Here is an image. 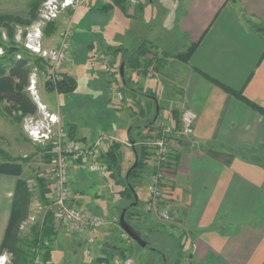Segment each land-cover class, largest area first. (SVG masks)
Here are the masks:
<instances>
[{"label":"crops","instance_id":"crops-1","mask_svg":"<svg viewBox=\"0 0 264 264\" xmlns=\"http://www.w3.org/2000/svg\"><path fill=\"white\" fill-rule=\"evenodd\" d=\"M99 1L86 0L69 14L71 34L74 32V41L73 36H70L69 44L73 59L83 55L85 59L87 54L98 69L99 64L103 66L104 61L98 60V57L104 51L103 55L107 57L104 58L107 61L106 66L109 68L113 64L111 73L116 70L119 84L115 79L112 80L114 90L111 95L115 114L109 121H104L108 123L107 126L103 122V126H109L108 132L122 139L121 132L126 136L128 126L134 123V119L146 120L148 117V113L145 116L144 112L139 113V118H133L128 109L123 107L124 103L133 99V95L127 90L126 95L123 93L125 100H118L115 94L117 89L121 92L124 79H129L127 63L123 56L125 55V58L133 53L143 38L149 48L157 47V51L162 49V54H157L155 58L147 51L143 58L151 62L150 66L146 70L143 68H138L137 71L131 68L129 70L131 74L137 72L135 82H144L143 77H157L154 82L147 79L145 82L147 85H142L144 86L142 91H138L145 105L152 102L153 109L155 107L153 97L157 100L159 113L155 122L171 121L175 124L178 122L180 112L185 108L196 113L193 133L179 141L173 155V178L166 183L172 214V220L169 221V225L166 224L168 231L160 228L163 220L150 212L142 211L147 198L145 189L149 182L148 167L144 169L147 172L144 173V190L142 193L137 190V197L140 199L137 207L142 212L137 221L140 231L150 232L152 228H158L160 232L168 233L171 239L179 240L176 243L179 247L177 252H171L170 238H168L170 243L162 244L164 248L162 251L167 256L166 260L163 259L164 263L169 261V264H264V114L254 107L264 108V0H149V4H157L158 17L156 19L152 14L147 20L141 18L143 10L138 11L141 5L139 0L134 6L135 9L126 12L129 16L139 19L140 25L119 29L113 22L108 29L109 32L105 27L96 31L92 29L94 25L90 26L100 24L99 22L104 19L98 20L101 14L107 16V24L111 23L112 16L108 14L114 7L110 9L108 4L112 3L106 2L104 6L103 2L101 5ZM16 2L18 5V1ZM0 3V7L4 6L0 10L19 16L24 22L33 20L31 9L27 3L22 6V0L19 6L15 4L10 8H8L10 1L0 0ZM57 29L48 34L46 33L48 30L45 31L50 44L48 47L58 44ZM90 30L96 31L97 41L91 38L88 32ZM168 31L172 35L169 39L170 48L174 46L177 50H185L184 52L190 50L187 59L175 67L177 71L174 70V79H177V83L175 82L174 86L165 84L167 75L166 72L163 73V68L170 62L167 60L168 56L167 59L163 57L169 52L164 49L168 44V35L165 34ZM124 34H127L126 40L130 47L127 41L124 43L129 49L123 47L122 40L118 38ZM154 34L157 36L156 44L151 42ZM159 37H163L161 44ZM109 44L119 45L115 58L103 49L105 46L109 47ZM94 48L99 50L97 59H95L97 50L93 53ZM74 61L69 67L60 70L61 76L69 75L76 79L74 74L76 69L73 67L76 60ZM121 63L124 64L123 77L118 72ZM93 71L95 81H99L97 87L102 88L103 80L99 79L95 72L106 76L108 71L105 70L106 73L95 69ZM135 85L132 84L131 87L135 88ZM146 90L151 93H147ZM49 92L53 91L43 84L36 93L46 110L59 119L68 134L69 130H72L74 139L92 140L97 133L95 134L94 130L90 133L81 130L75 119L70 120L71 116H64L59 108L51 105L46 100ZM138 92H135L136 96ZM164 98L166 101L162 104L161 100ZM91 175L94 174L84 165L73 166V199L77 204L100 215L101 203H96L92 208L85 206L84 202L92 196L96 202H105L100 195L103 191L100 190V193L94 196L99 188L96 190ZM16 180L15 175L0 173V244L9 219ZM85 191H93L94 194L90 192L87 195ZM120 200L122 201V198L118 195V203ZM110 205L106 203L105 206L109 208ZM108 226L110 230L111 226ZM115 231L112 232L116 233L118 230ZM117 235L116 233L119 239ZM112 236L111 233L105 237L111 242L114 239ZM69 237L83 241L84 246V238L79 239L72 235ZM103 241L106 239L100 240L97 235L95 248L99 246L102 250L109 247L102 245ZM131 244L132 241L126 243ZM126 249L121 251L127 254ZM152 252L163 258L162 253ZM118 255L120 257V254ZM115 257L116 255L113 263L122 264L119 258L115 261L117 258ZM125 257L130 258L132 264H143L135 256V259L128 255Z\"/></svg>","mask_w":264,"mask_h":264},{"label":"rangeland","instance_id":"rangeland-1","mask_svg":"<svg viewBox=\"0 0 264 264\" xmlns=\"http://www.w3.org/2000/svg\"><path fill=\"white\" fill-rule=\"evenodd\" d=\"M7 1V0H6ZM10 1L8 8L12 5H20V0H8ZM37 0H22V6L26 5L31 7L33 4H35ZM53 1V0H52ZM62 1L63 0H57V2L50 3V0H41L38 7H37V12L35 14V18L33 20H30L28 22H24L23 20L20 19L19 16L9 14L6 10H0V63H5L4 60L7 59H13V60H25V66L28 67L29 69V76H28V84L25 87V90L30 97V99L34 102V104L37 105L41 103L40 98L37 97V89L40 88V86L49 85L50 87L51 84L48 83V81L45 80V75L46 72L51 68L50 67V62L48 58L42 56V53L40 51H35L32 50V48H28L26 46L27 43L31 41H36L40 45V49L42 50H50L51 48L58 47L60 43L63 41H66L68 43L69 40L71 39L70 36L72 37V41H74V32L73 35L71 34V26L69 21V14L72 13L78 6H81V4L85 3L86 0H73V4L69 3L67 6H62ZM99 1V0H98ZM137 2L139 0H136ZM149 0H140V7L138 11L143 10V16H141L142 19L147 20L154 14L156 16V19L158 17V7L157 4H149ZM102 5L106 6V2H111L112 5H108L109 8H113L112 12H108L109 16H112L111 23L107 24L106 21V15L101 14L99 16L98 20L103 19L100 24L95 25L91 24L90 26H93L92 29L98 30L99 28L102 29L105 27V29L108 31L109 27H111L112 23H116V27L119 29H125V28H134L140 25V20L135 19L134 17L129 16L128 14L124 13L122 8H120L119 5L114 4L113 0H101L99 1ZM1 4V3H0ZM52 4L56 5L55 9V16L48 15L50 7H52ZM115 5V6H114ZM125 7L128 8L127 0L124 2ZM7 7V4L5 5ZM4 8L0 7V9ZM127 8L126 11H127ZM129 11H132L134 6H131L128 8ZM123 12H122V11ZM145 11V12H144ZM140 18V17H139ZM48 28V29H47ZM58 28L57 35L59 36V42L57 45L53 47H48L50 44L48 43L49 39L47 36H45V31L48 34L49 32H52ZM88 31L91 38L93 37L94 41L98 40V35L96 34V31ZM109 32V31H108ZM163 34V33H162ZM165 34L168 35L167 38V43L164 47L165 50H169V52L165 53L163 56L165 59H167V56L169 57L170 62L166 65L165 68H163V73L166 72V78H165V84L174 86L175 82L177 83V79H174V70L175 67L179 65V62L184 61L186 57V52L177 50L176 47L172 46L170 48V42L169 39L172 38V35L170 34V31L166 32ZM156 34L153 35L151 38V42L153 41L155 44L157 43V36ZM66 36V37H65ZM122 40V46L127 47V44L124 42H128L126 40L127 34L120 35L118 36ZM159 42L160 44L162 43L163 37H159ZM146 40L143 38L140 44L142 42H145ZM134 42V40H133ZM132 42V43H133ZM111 43V42H109ZM128 46L130 47V43L128 42ZM53 45V44H52ZM108 45V44H105ZM148 48V51L151 52V55L156 58L158 55L157 54H162L160 49L157 51V47L154 48L153 46L149 48V45L145 44ZM45 46V48H43ZM119 46V45H118ZM117 45H110L105 46L106 48H103L106 53L111 54L115 58V53L116 50H118ZM69 55L67 58H65L60 65V70L66 67H69L74 60H76V63L73 65L75 67L76 72L75 74V84L76 88L73 90L72 93L70 94H58L55 88L52 89L53 92H49L46 95V100L53 105L54 107H57L60 109L61 113L69 117L70 120L75 119L76 123L78 124L79 128L81 130H86L87 132H91L94 130L95 134L98 133L99 130H105L103 129V122L104 121H109V119L112 117V115L115 114V109L112 107L111 101L112 97L111 95L113 94L114 90V85H112V80L114 79L118 82V75L116 74V70H113L111 73V69L113 64H111L110 71H108V74L105 76L104 74H100L95 72L96 76L99 77V79L103 80V85L102 88L97 87V84H99V81H95V78L93 77V70L95 69L96 71L99 72H105V69L103 66H101L97 60V63L99 64L98 69H96V63L89 59L87 56V50L85 49V59L81 56L76 59H73V54L71 51V47L69 48ZM97 50V52L95 51ZM96 53L95 59H97V54L99 52L98 48H94L93 53ZM132 51V50H131ZM179 51V52H178ZM178 52V53H177ZM104 54V51H102ZM123 55V54H122ZM106 56V55H105ZM125 56V55H124ZM123 59L127 61V58L129 56H126ZM107 58V57H105ZM110 58V57H109ZM116 61V59H115ZM107 62V61H105ZM110 63V61H109ZM118 63V61H117ZM117 65V64H116ZM164 65V64H163ZM162 66V65H161ZM128 67V74H129V79L127 78V83L132 86V84H136L135 88L138 91H142V85H147L145 83L148 80H151L154 82V80H157V77H151V78H145L144 82H135V74L137 72H134L131 74V70L129 64H127ZM133 69V68H131ZM141 69V68H139ZM158 69V68H157ZM59 70V72H60ZM137 71V69H135ZM162 70V69H161ZM177 71V70H176ZM159 72V71H158ZM106 73V72H105ZM162 73V74H163ZM115 74V75H114ZM61 75V74H60ZM112 75V76H111ZM140 75V74H139ZM159 75H161L159 73ZM145 76V75H144ZM157 76V75H155ZM107 77V78H106ZM111 77V78H110ZM133 79V80H132ZM77 80V81H76ZM59 81V80H58ZM38 84L40 86H38ZM57 84V82H56ZM31 85L35 87V89L30 90ZM118 87V85H117ZM172 88V87H171ZM100 90V91H99ZM36 91V92H35ZM118 91V89L116 90ZM123 91V92H122ZM122 94L125 92L126 94V88H122L121 90ZM147 93H151L146 90ZM116 93V92H115ZM140 94L138 92L137 96L133 95L128 103H124V108L128 109V112L132 115L133 118H139V113L140 111L145 112V116L148 113V117L150 118L151 115L154 113V109L151 107L152 102L150 101L149 105H145L144 100L139 97ZM84 98V99H83ZM162 101V104L165 103L166 99L164 98ZM169 102V101H168ZM44 105V104H43ZM6 106L9 107V110L5 109ZM144 106V107H143ZM130 108V109H129ZM148 108V109H147ZM42 111V110H41ZM36 110L32 113L30 112H24L22 109L19 108V106H13L10 104L9 101L6 100H0V162H7V163H12V164H20L21 170H20V177H22L27 186L29 191L31 192L30 198L28 200V205H27V215L26 217L21 220L18 225H17V237L19 236L21 242V246L24 244V247L26 249V252L29 256V259L23 262H17L15 261L16 256L12 254L10 251L5 250L1 255H4V259L6 260L5 264H28L30 262V259L34 257L35 251L32 250V248H36V245H30L29 240L32 238L33 234V227H36L37 224H39L46 211H50L49 209V204L51 203V187H52V180L51 178L47 175V160L46 157L44 156V148L47 147L46 144L38 143L32 141L31 137L28 134V129H29V122L30 118L33 117L34 119L37 120H43L44 115L43 113ZM150 113V114H149ZM180 115V114H179ZM44 121V120H43ZM146 120H141V119H134V123L132 125L134 126L133 130L131 131V134L134 138H136V147L139 150V146L141 145L140 141L142 137L138 134L136 131V125H143ZM106 123V125H105ZM156 123H159L156 121ZM96 124V125H95ZM107 122H104V125L107 126ZM95 125V126H94ZM106 130H109V126L105 127ZM126 132V131H125ZM121 137L122 139H119L118 136L116 138L119 141H116L120 143L121 148H120V155L118 159V173L119 176H122L126 168L134 161V151L132 150L131 146L128 144L126 140V136L124 135L123 132H121ZM112 134V133H111ZM113 143V142H111ZM110 143V144H111ZM108 144V146L110 145ZM179 145V144H178ZM107 146V149H108ZM107 151V150H106ZM174 159V158H173ZM145 169L148 166V159H147V153H146V161H145ZM77 165H83L78 163ZM114 172L116 171L115 168L112 169ZM117 173V172H115ZM89 174V173H88ZM90 175V174H89ZM145 174H143L142 179H138L135 184V188L138 190V192L142 193L145 187ZM36 176H42L47 179L48 181V186H49V193H47L46 197L48 198V203L42 204L40 202V196L39 192L37 191L36 188V183H35V178ZM90 177V176H89ZM93 181H95V187L97 190V187L99 188L95 194L93 191H85L87 195L91 192L92 194L97 195L100 193V190L103 191L102 194L100 193L101 198L107 203V205L111 204L110 207H106V203L104 202H96L95 198L89 197L85 199L84 202L85 206L87 207H95L96 203H101L99 205L100 208V215L102 218L106 220L105 227H101L98 231L96 236H99L100 240H105L103 241L104 243H101L104 246H109L106 247V249H102L98 246V248H95V243L93 246L92 253H87V244L84 243L83 246V241L75 240L77 236L78 238L80 236L78 235H72L75 238L69 237L70 234L65 233L63 228L54 221V226H55V234L53 237V242H52V249H53V259L52 256L50 258V261L53 262L54 264H114L113 263V258L116 255V259L125 260L126 255L129 257H135L140 260V263L143 264H169V261L163 262V258H161L159 255L156 253H153L151 251V248H157V249H164L162 244L165 243H170L171 241V252L175 251L177 252L178 246H177V241L178 239L170 238L168 236V233H163L160 232V229L158 228H152L150 232L144 231L142 233L143 239H145L148 242V246L141 247L139 248L138 245H136L134 242H132L131 245H126V242H124L123 239L120 237V228L118 226V220L117 222H114L115 218L117 217L120 213V209H123L120 207V204L125 201L126 199H122L121 203L117 201L118 198V187L121 186V184H116L113 182L112 178L109 176L105 177V179L109 182V184L105 185L104 181L94 175H91ZM73 187V194H74V186ZM117 187V188H116ZM103 189V190H102ZM148 186L146 185L145 191H147ZM137 192V191H136ZM138 192L136 194H138ZM138 196V195H137ZM83 204V203H82ZM138 208V207H137ZM140 211L139 209H137ZM142 211L145 213V211L142 209ZM141 212V211H140ZM52 213V212H51ZM153 214V213H152ZM53 216V214H52ZM54 220V217H53ZM172 220V219H170ZM169 220V221H170ZM169 221H164L163 224L161 225L160 223V228H163L164 230L166 229V224L169 223ZM110 225V230L109 226ZM169 225V224H168ZM158 225H154V227H157ZM159 227V226H158ZM113 230H118L116 233L119 236V239L116 237V233L112 232ZM155 230V231H154ZM168 231V230H167ZM112 233V239L111 242L110 240L107 241L106 235L109 236ZM114 233V234H113ZM109 234V235H108ZM82 238H84L82 236ZM110 238V237H109ZM170 238L171 241L168 239ZM80 239V238H79ZM85 239V238H84ZM119 245L117 246L116 243ZM55 245V246H54ZM101 245V246H102ZM164 245V244H163ZM54 246V248H53ZM82 246V247H81ZM126 249L128 252L127 254H124L123 249ZM183 249H179V251H182ZM41 255V252H39ZM120 254V257L119 255ZM121 256L123 258H121ZM135 256V257H134ZM170 256V255H169ZM41 258L43 259L42 255ZM53 261H52V260ZM19 260V258H18ZM137 264V263H135Z\"/></svg>","mask_w":264,"mask_h":264},{"label":"built area","instance_id":"built-area-1","mask_svg":"<svg viewBox=\"0 0 264 264\" xmlns=\"http://www.w3.org/2000/svg\"><path fill=\"white\" fill-rule=\"evenodd\" d=\"M55 1L57 2V0H50V3ZM72 2L73 0H63L62 6H67L69 3L73 4ZM127 4L128 8L136 6L137 1L127 0ZM55 7L56 5L52 4L47 14L55 16ZM128 8L127 11L129 12ZM26 46L32 50L40 51L42 56L48 58L51 68L46 72L45 80L51 84L52 88L56 89V82L61 78L60 65L69 55L70 44L63 41L58 47L50 50L40 49V45L36 41H31ZM105 57V55L100 54L98 60L104 61L102 65L106 71H109L108 66H106L107 62L104 60ZM29 89L32 90L35 87L31 85ZM115 94L118 100H125L120 91H116ZM37 108L39 111L42 110L44 121L31 117L28 134L32 141L47 145L49 156L47 175L52 180L49 209L53 214L54 221L63 228L65 233L85 238L87 253L91 254L97 231L108 222L100 215L76 202H72L73 166L78 163L83 164L96 177L105 180V185L109 184L105 179L108 169L103 156L108 144L119 140L106 130H99L90 141L70 138L66 128L61 126L55 115L46 110L45 105L39 103ZM195 119L196 113L185 108L180 112L178 122L175 124L171 121L155 122L152 131L140 141L146 149L150 169L147 198L143 204V210L145 213H153L155 217L163 221H169L172 218L166 183L173 178V155L181 138L193 133ZM114 220L117 222V217ZM120 237L126 243L132 240L123 230L120 231ZM32 250L35 251V254L28 264H54L42 259L37 247L32 248ZM4 258V255L0 256V264H5ZM122 264H132V260L127 258L122 260Z\"/></svg>","mask_w":264,"mask_h":264},{"label":"trees","instance_id":"trees-1","mask_svg":"<svg viewBox=\"0 0 264 264\" xmlns=\"http://www.w3.org/2000/svg\"><path fill=\"white\" fill-rule=\"evenodd\" d=\"M40 1L41 0H37L35 4H33V6L31 7L30 13L32 19L35 18L37 7ZM113 2L114 4L119 5L120 8H122V10L124 11V13H127L125 9L126 7L124 5L125 0H113ZM108 5L110 6L111 4ZM147 51H148L147 46L145 45L144 42H142V44H140L139 47L133 53L128 55L129 57L125 62L129 64L130 68L137 70L138 68H143V70H146L147 67L150 66L151 64V62L143 58V56L145 55V53H147ZM189 54H190V50L186 52V57L183 59L186 60ZM4 61L5 63L3 62L0 63V100H6L9 101L10 104H12L13 106L16 105L19 106V108L22 109L24 112L32 113L36 111V105L30 99V97L28 96L25 90V87L28 84V76H29V69L28 67L25 66L26 61L13 60V59H7ZM47 87L50 90L53 89L49 85H47ZM75 87H76L75 79L72 76L62 75L60 80L56 84V91L58 93H69L73 91ZM124 88H126L128 93L131 95L136 96L135 92H138V90L134 87H131V85H129L127 83V80L125 79H124ZM254 107L264 114V108H260L257 106ZM5 109L9 110V107L6 106ZM140 113L144 114V111H140ZM153 114L151 115L150 118H147V122H145L143 125H136L135 127L136 131L142 138L147 136L149 132L152 131L153 129L154 123L153 124L150 123ZM68 126L69 124H67V127ZM70 127L73 128L72 125ZM133 128L134 126L132 124L128 126L130 133L133 130ZM103 129L106 130L105 126L103 127ZM69 131H70V133L68 134L69 137L73 138L72 130ZM134 139L135 141H137L136 138ZM120 148H121L120 143L118 142L111 143L108 146V149L103 156V160L106 163L108 169L107 176L112 178L114 183L119 185L121 184V186L118 187L117 194L120 195V198L126 199V202L122 200L123 201L122 203L120 200L121 203L120 207L126 208L125 219L131 222L135 228L140 230V227L137 223V221H139L140 219L139 217L142 214V212L137 210L138 209L137 205L140 200L139 197H137L136 204L134 206H132L131 203L134 201L133 193L137 191V189L135 188L136 181L140 178L142 179L143 174L147 173L145 172L146 170H144L146 164L145 161H146L147 152L142 144L139 146V150L137 149L135 144L137 164L135 167L131 168V165L134 162L133 161L126 168L122 176H119L117 168L119 165L118 159L120 155ZM44 156L48 161L49 156L47 154V147L44 148ZM134 160H135V156H134ZM114 168L116 170L115 172L117 173H115L112 170ZM20 170H21L20 164L0 162V173L11 174L17 177L15 189L12 195L9 219L7 222V226L5 229L2 242L0 244V254H2L5 250L10 251L12 254L16 256L15 258L17 259H15V261L25 263V261L29 259V256L26 252L24 244L21 246L22 242L19 236L17 237V225L21 220H23L26 217L28 213L27 205L31 192L29 191L25 180L22 177H20ZM35 183H36L37 191L39 192L40 202L42 204L48 203V198L46 197V195L47 193H49L50 189L48 186L47 179L42 176H36ZM72 202H75L74 199L72 200ZM121 210L122 209H120L119 211L121 212ZM54 225L55 224L52 213L50 211H46L42 221L39 224H37L36 227H33V234H32L33 236L29 240L30 245L37 246L39 252H41V255L45 261H50L51 251H52L51 246L55 234ZM142 233L143 232H141V234ZM131 241L134 242L136 245H138L135 241L133 240ZM147 246H148V242H147ZM138 247L141 248L139 245ZM151 251L162 253L163 259L164 260L167 259V256L164 255L165 253L164 251L157 248H151Z\"/></svg>","mask_w":264,"mask_h":264},{"label":"water","instance_id":"water-1","mask_svg":"<svg viewBox=\"0 0 264 264\" xmlns=\"http://www.w3.org/2000/svg\"><path fill=\"white\" fill-rule=\"evenodd\" d=\"M118 72H119V75L123 77V74H124V64L123 63L120 64V66L118 68ZM153 99L155 102V107H154L153 117L150 121V123H152V124L155 122L157 115L159 113V105L157 103V100L154 97H153ZM126 140H127L128 144L131 146L132 150L134 151L135 160H134L133 164L131 165V168H132V167H135L137 164V155L135 153L136 141H135L134 137L131 135L129 129L126 132ZM133 197H134V201L131 203L132 206H134L136 204V200H137L136 192L133 193ZM125 211H126V208H123L118 215V226H119V228L121 230H123L125 233H127L130 236V238L133 241H135L140 247L147 246V241L145 239H143L141 231L139 229L135 228L131 222H129L125 219Z\"/></svg>","mask_w":264,"mask_h":264}]
</instances>
